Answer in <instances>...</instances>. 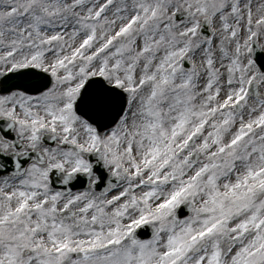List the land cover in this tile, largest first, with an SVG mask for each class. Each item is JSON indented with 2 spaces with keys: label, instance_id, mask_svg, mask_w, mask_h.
Here are the masks:
<instances>
[{
  "label": "snow or ice",
  "instance_id": "6c2138e0",
  "mask_svg": "<svg viewBox=\"0 0 264 264\" xmlns=\"http://www.w3.org/2000/svg\"><path fill=\"white\" fill-rule=\"evenodd\" d=\"M0 264H264V0H0Z\"/></svg>",
  "mask_w": 264,
  "mask_h": 264
}]
</instances>
